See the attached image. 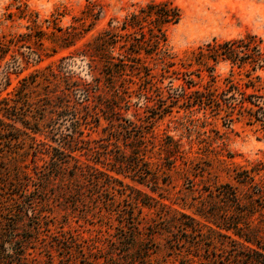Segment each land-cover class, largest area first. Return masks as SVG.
Here are the masks:
<instances>
[{
	"label": "trees",
	"instance_id": "obj_1",
	"mask_svg": "<svg viewBox=\"0 0 264 264\" xmlns=\"http://www.w3.org/2000/svg\"><path fill=\"white\" fill-rule=\"evenodd\" d=\"M98 15L92 10L86 16ZM181 17L180 9L173 3L151 1L137 12L127 15L122 22L113 19L109 28L87 45L82 55L88 60L90 82L72 81L62 73L61 67L58 71L51 69L47 74L37 68L21 78L20 86L12 92L8 91L12 86L11 76H19L23 70L18 57L10 55V52L19 48L21 39L31 38L32 35L0 37V69L8 55L13 60L0 72V154L4 157L8 153L17 154L16 150H23L33 157L32 167L18 163L10 168L0 164V201L5 202H0L1 262L29 264L25 252L32 239H17V224L10 225L7 216L17 208L20 215L29 212L24 200L33 193L35 189L32 186L41 176L43 181L56 185L59 182L58 185L64 187L90 182L100 191H114L123 195H126L127 186L110 172L131 173L134 178L144 182L147 179L156 180V175L148 169L150 163L147 160L151 152L149 144L155 148L151 141L154 136L152 126L156 119L171 113L172 108L180 103L185 110L203 111L210 113L211 117L221 116L223 126L227 128L239 122L264 135L262 39L247 34L223 42L214 40L193 52L189 62L177 64L168 48L166 27L178 24ZM39 33L36 36L41 41L43 34ZM143 54L155 62V67H160L158 73L154 74V67L146 62ZM36 55L41 62L42 55ZM27 58L26 61L24 57L23 64L29 65V60L33 58ZM194 62L197 69L192 70ZM220 62H228L232 66L231 75L224 79L223 87L215 86V65ZM178 65L181 68L177 69ZM203 73L210 78L205 84ZM166 81H169L168 85H165ZM175 81L181 83L175 85ZM61 84L65 88L61 94H56L54 87ZM132 85H136L137 89L131 90ZM38 86H41L42 92L36 95L34 90ZM106 89L110 93L108 98L104 96ZM3 91L6 92L4 97ZM133 94L145 101L143 111L146 115L141 116V108L136 109L135 120L125 118L122 113L132 107L130 100ZM153 102L154 105L150 106ZM102 120L107 122L103 129ZM18 122L22 128L16 125ZM31 124L34 127H29ZM100 128L106 132V137L102 140L92 139L91 133ZM211 132L216 135L213 139L215 142L222 139L219 130L213 129ZM35 135L44 136V139H37ZM168 140L165 143L166 153L171 155L168 158H173L171 168H174V161L178 156L183 158V152L178 141L171 137ZM21 145L25 147L21 148ZM83 151L88 157L87 162L93 164L84 162L77 155ZM227 157L232 158V155L229 153ZM99 164L102 167H98ZM260 172L261 169L256 167L239 171L236 179L244 188L243 193L240 194L234 185L225 183L210 193V200H204L200 207H196L197 216L206 220L208 225L177 212L171 225L179 226L180 222L189 238L198 236L206 227L208 233L214 235L209 238L214 243L227 248L235 243L239 252L243 250L244 254L236 256L242 264H264L261 226H254L251 221L257 213L264 217V179H256ZM119 185L121 189H118ZM131 190L132 194L127 196L131 198L133 209L139 208L140 204L149 208L157 205L166 207L149 195ZM156 190L152 189L153 192ZM130 216L134 217V213L123 217L122 224L126 227ZM182 217L190 220L191 224L181 222ZM161 230L167 231L165 228ZM222 231L226 235L220 236ZM201 237L206 236L201 233ZM219 237L227 241H219ZM178 244L190 246L192 243L178 241ZM69 250L71 253L73 246ZM83 264L95 263L85 259Z\"/></svg>",
	"mask_w": 264,
	"mask_h": 264
},
{
	"label": "rangeland",
	"instance_id": "obj_2",
	"mask_svg": "<svg viewBox=\"0 0 264 264\" xmlns=\"http://www.w3.org/2000/svg\"><path fill=\"white\" fill-rule=\"evenodd\" d=\"M151 1H168L181 11L180 22L166 27L168 48L177 64L189 62L193 52L214 40L223 42L251 34L261 38L264 46V0H0V37L32 35L31 38L21 39L19 48L10 52L22 63L23 72L19 76H11L12 86L8 91L12 92L20 86L19 80L37 68L47 74L51 69L58 71L61 67L62 73L72 81L90 82L88 60L82 55L87 45L108 29L113 19L122 22L127 15ZM91 9L99 15L86 16ZM39 32L43 34L41 41L36 36ZM36 54L42 55L41 62ZM10 55L2 63L0 72L4 71L8 62L13 61ZM23 56L26 61L27 57L33 58L29 60V65L23 64ZM143 57L146 55L143 54ZM145 59L154 67V74L158 73L160 67H155L152 59ZM178 68H181L180 65ZM195 69L194 62L192 70ZM231 70L228 62L215 65V86L223 87V81L231 75ZM203 75L205 84L210 78L207 73ZM174 83L178 85L181 81ZM58 86L54 90L56 94H61L65 85ZM135 89L137 86L132 85L131 90ZM34 91L36 95L42 92L41 86ZM2 95L6 96V92L3 91ZM104 96L110 97L107 89ZM130 101L132 107L129 111H122L125 118L135 120L134 115L139 108L141 116L146 115L143 99L134 95ZM153 105L154 102L150 103V106ZM16 125L23 127L19 122ZM31 125L29 127H34ZM106 125L107 122L102 120V129ZM152 127L154 136L151 141L155 148L149 144L151 152L147 160L150 163L148 169L156 175V180L147 179L144 182L131 173L110 172L127 186L126 195L100 191L90 182L64 187L58 185L59 182L52 184L40 177L32 186L35 189L33 193L24 200L29 212L20 215L17 208L7 216L10 225L17 224V239H32L25 252L29 260L27 263L83 264L87 259L95 264H242L236 256L244 252H239L235 243L230 244L231 248L214 243L209 239L214 235L208 233L206 227L198 236L189 238L180 222L179 226L171 224L177 212L208 225L206 220L197 216L196 207H200L204 200H210V193L225 183L234 185L240 194L243 193L244 188L236 179V173L243 169H261L256 179H264L263 133L239 122L227 128L223 126L221 116L211 117L210 113L203 111L185 110L182 103L173 107L171 113L156 119ZM213 129L223 135L217 142L213 140L216 137L211 132ZM35 136L44 139V136ZM105 137L106 132L101 128L91 133V138L95 140ZM168 137L178 141L183 152V158L178 156L177 160H173L174 168H171L173 158H168L171 155L166 153ZM102 143L106 144L105 141ZM16 151L17 154L8 153L4 157L0 154V164L10 168L18 163L24 167L33 166L31 155L23 150ZM85 153L78 152L77 155L87 162ZM229 153L232 158L227 157ZM87 163L93 164L91 161ZM98 167L102 166L99 164ZM131 188L155 198L166 207L157 205L149 208L140 204L139 208L133 209L131 198L127 196L132 194ZM118 189H121L120 185ZM152 189L157 190L153 192ZM132 213L134 217L130 216L126 227L122 224L123 217ZM180 221L191 224L183 217ZM251 221L254 226H261L264 238V217L257 213ZM164 228L167 231L161 230ZM201 233L206 237H201ZM222 233L220 236L226 235L225 231ZM218 239L227 241L223 237ZM178 241H191L192 244L186 246L178 244ZM0 264L6 263L0 260Z\"/></svg>",
	"mask_w": 264,
	"mask_h": 264
}]
</instances>
